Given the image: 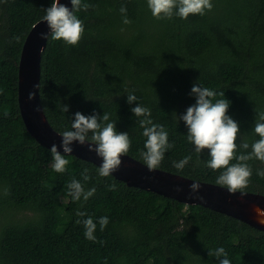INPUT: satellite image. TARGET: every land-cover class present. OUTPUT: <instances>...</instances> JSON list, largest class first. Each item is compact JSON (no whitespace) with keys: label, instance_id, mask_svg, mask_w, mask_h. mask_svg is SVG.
<instances>
[{"label":"trees","instance_id":"trees-1","mask_svg":"<svg viewBox=\"0 0 264 264\" xmlns=\"http://www.w3.org/2000/svg\"><path fill=\"white\" fill-rule=\"evenodd\" d=\"M52 2L0 0V264H219L209 255L219 247L231 264H264V232L240 220L100 177L97 166L74 156H66L64 173L52 169L50 150L27 132L18 105L21 51ZM82 3L92 7L76 13L85 28L78 45L49 39L42 55L40 96L52 127L71 130L76 112L109 113L117 131L129 134L127 154L143 162L146 137L131 112L136 104L127 101L132 93L175 145L158 168L216 184L223 170L206 167L208 150L195 152L178 116L196 102L191 89L199 82L217 93L213 102L230 101L227 114L240 127L235 155L251 151L239 145L259 139L253 129L264 112V0H212V11L187 20H157L147 0ZM121 6L129 25L122 22ZM189 155L182 170L173 166ZM248 163L246 191L264 195V178L256 174L264 163ZM85 169L89 181L82 178ZM72 179L95 194L73 201L66 187ZM105 216L109 223L101 231ZM88 217L97 225L98 242L87 240L77 223Z\"/></svg>","mask_w":264,"mask_h":264},{"label":"clouds","instance_id":"clouds-1","mask_svg":"<svg viewBox=\"0 0 264 264\" xmlns=\"http://www.w3.org/2000/svg\"><path fill=\"white\" fill-rule=\"evenodd\" d=\"M71 9L60 2L53 0L51 6L44 9L45 15L43 21L47 23L50 33H41L40 38L44 40L51 39L53 41H63L68 46H76L81 40L85 28L83 21L78 18L77 14L81 9L87 11L92 5L82 3V0H70ZM147 5L152 16L157 20H171L173 16L187 20L191 15H205L206 11L213 9L212 0H147ZM120 12L123 17V24L129 25L131 21L127 17L126 6H121ZM123 31V29H122ZM19 42V37L15 38ZM44 50L41 49V52ZM39 87V86H37ZM191 95L195 97V103L189 106L186 112L179 115V120L183 121L188 129L187 140L194 145L195 152L200 155L207 149L209 152V160L206 167L220 171L215 183L227 189L231 194L240 193L247 195L246 189L249 187L250 178L252 176V168L248 161L253 159L264 163V112H260L256 116L254 125V134L259 137L258 140L251 145L245 140L239 147L251 151L247 154L235 155L237 151V137L240 134L239 124L231 118L227 113L230 108V101L227 99H219L213 102L217 93L207 87H202L199 82L193 84ZM220 95L225 96V93ZM35 99V93H29V100ZM127 101L136 104L131 108V112L138 118V124L143 129L142 135L146 137L143 151L139 155L144 165L149 171L157 169L164 160L165 153L175 145L169 143L168 132L162 125L153 123L151 110L140 104H137V97L129 93ZM40 111V109H37ZM62 111L67 113L69 106L64 105ZM7 115V113H6ZM174 117L176 113L172 114ZM62 142L60 147L66 155H62L57 145L53 144L50 152L52 156V169L57 173H64L69 164L66 156L71 155L74 143L80 145H89V151L95 152L101 159V165L98 167V175L100 177H108L117 171L122 165V159L131 147V140L127 132H119L116 129V123L112 122L109 113L100 116L94 113L85 116L80 112H76L71 123V130H65L61 133ZM191 156H185L179 162H173L176 169L182 170L191 160ZM238 162L231 163L233 160ZM258 176L264 178V169L258 170ZM84 181H89L91 177L88 170L82 173ZM67 195L73 201H80L83 198L87 201L95 194L96 189L91 188L85 190L83 184L76 179H72L67 184ZM110 191L116 190V184L109 186ZM201 190L199 183H193L190 186L192 197L203 199L197 194ZM177 192H182L180 187L176 188ZM257 223L264 224V209L255 207ZM78 216H86V213L77 211ZM78 224L82 223L84 227V236L87 240L98 242L95 236L97 225L93 218L88 217L83 221L78 220ZM109 223L108 218L100 217L99 226L103 231ZM209 255L215 256L219 264H231L227 259V253L223 247H219L209 252ZM221 257H224L221 259Z\"/></svg>","mask_w":264,"mask_h":264},{"label":"water","instance_id":"water-1","mask_svg":"<svg viewBox=\"0 0 264 264\" xmlns=\"http://www.w3.org/2000/svg\"><path fill=\"white\" fill-rule=\"evenodd\" d=\"M62 4L72 7L70 0H60ZM41 33H50L47 23L41 19L29 31L20 55L18 65V105L20 115L27 132L37 143L50 150L52 145L58 146L62 155L63 148L61 133L50 124L42 106L40 96L41 61L48 40L41 39ZM41 49L44 51L41 52ZM39 86V87H37ZM35 93V99L29 100V93ZM40 109V111H37ZM71 155L85 162L99 167L101 159L95 152L89 151V145H80L78 142L72 146ZM122 165L111 176L125 183L128 187L149 191L157 195L173 199L185 205H200L214 212L240 220L250 227L264 232V224L257 223L255 207L264 209V195L247 192L243 196L238 192L231 194L226 188L206 181L188 178L162 169L149 171L143 162L129 154L121 157ZM199 183L201 190L197 194L203 199L190 198V186ZM183 189L177 192L176 188Z\"/></svg>","mask_w":264,"mask_h":264},{"label":"rangeland","instance_id":"rangeland-1","mask_svg":"<svg viewBox=\"0 0 264 264\" xmlns=\"http://www.w3.org/2000/svg\"><path fill=\"white\" fill-rule=\"evenodd\" d=\"M64 198V197H63ZM65 201H66V199H65ZM28 213V212H27ZM27 213H25V215H27ZM0 217H1V214H0ZM1 220V219H0Z\"/></svg>","mask_w":264,"mask_h":264}]
</instances>
